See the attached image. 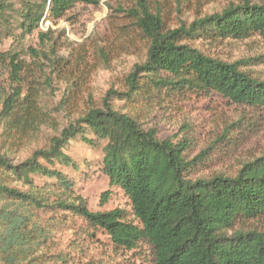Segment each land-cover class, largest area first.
Masks as SVG:
<instances>
[{"label":"trees","instance_id":"trees-1","mask_svg":"<svg viewBox=\"0 0 264 264\" xmlns=\"http://www.w3.org/2000/svg\"><path fill=\"white\" fill-rule=\"evenodd\" d=\"M121 2L124 5L114 8L107 3L106 7L123 15L145 37L144 61L134 65L121 80V88L108 90L98 105L86 101L82 112L51 138L47 148L13 163L10 148L19 145V137L50 119L42 110L41 91L32 76L46 75V69L78 68L80 62L59 56L58 39H53L50 28L41 31L40 25L68 20L77 7H96L99 0H0V45L4 39L12 42L10 49L0 50V122L18 139L10 138V147L0 154L4 264H45L34 256L33 248L51 226L64 223L58 212L104 233L116 249L131 251L138 244L148 245L153 264H264V155L242 164L233 177L201 175L212 164L207 150L229 141V135H239L247 126L244 117L193 158L187 156L188 140H159L155 130L141 122V112L210 94L264 113V81L239 69L247 62L224 63L178 44L185 39L264 38V3L245 0L187 27L161 33L159 15L150 10L151 0ZM120 28L116 27L118 33L125 34ZM34 34L38 49L17 47ZM44 80L49 87L50 78ZM69 102L64 98L59 108L72 113L73 102L71 106ZM77 139L89 147L104 142L101 169L109 187L129 199L137 224L127 222L120 209L90 212L73 193L72 180L56 167L78 172L62 152ZM102 198L107 201L108 191ZM40 210L49 213L48 219H36Z\"/></svg>","mask_w":264,"mask_h":264},{"label":"rangeland","instance_id":"rangeland-1","mask_svg":"<svg viewBox=\"0 0 264 264\" xmlns=\"http://www.w3.org/2000/svg\"><path fill=\"white\" fill-rule=\"evenodd\" d=\"M245 0H151L150 10L158 14L161 33L187 27L193 21L206 15L219 13L230 5ZM251 4L262 5L264 0H246ZM120 0H99L96 7H77L75 16L57 23H42L41 31L48 28L53 39H58L57 53L70 61L78 59V68L49 71L46 75L36 72L32 79L40 89L42 110L50 115L44 124L25 132L19 138V145L13 146L9 154L13 163L28 158L34 151L47 148L51 138L56 137L82 112L86 101L94 106L100 103L108 90H119L121 80L132 67L144 61L146 53L145 37L136 32L132 23L123 15L109 12L106 4L116 7ZM121 27L119 34L116 27ZM36 34L27 37L18 48H39ZM179 45H187L204 56L224 63L245 61L239 69L250 77L264 81V38L254 35L244 40L225 39L218 42L208 40H181ZM12 42L4 39L0 50L10 49ZM71 53V55L69 54ZM65 70V72H63ZM50 78L45 87L44 77ZM71 87L73 89H71ZM70 89V94L67 91ZM76 89V90H75ZM75 90V92H73ZM74 97V98H73ZM70 98L73 112L59 108L61 100ZM114 106L119 104L114 102ZM167 107L141 112L144 128H153L159 140L172 139L174 142L188 140L187 156L195 157L214 141L217 135L231 123L244 117L247 125L235 138L217 142L208 151V169L201 175L215 173L233 177L242 164L264 155V113L248 111L245 107L230 104L216 94L196 98L190 102L174 101ZM10 138L18 141L3 129L0 122V154L10 147ZM89 147L81 141L69 142L62 151L79 168L57 166L73 182V193L81 197L90 212L123 210L127 222L137 224L129 199L117 188H110L101 169L102 147ZM41 184V180H37ZM108 191L105 202L102 194ZM62 219L59 226H51L44 238L34 245V256L45 264H153L152 249L145 244L131 250L116 249L108 237L86 226L80 219L69 213L58 212ZM49 213L39 211L36 219H48ZM0 264H4L0 256Z\"/></svg>","mask_w":264,"mask_h":264}]
</instances>
